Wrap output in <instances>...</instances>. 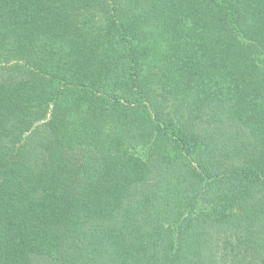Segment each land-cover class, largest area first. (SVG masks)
<instances>
[{"label": "trees", "instance_id": "obj_1", "mask_svg": "<svg viewBox=\"0 0 264 264\" xmlns=\"http://www.w3.org/2000/svg\"><path fill=\"white\" fill-rule=\"evenodd\" d=\"M0 264H264V0H0Z\"/></svg>", "mask_w": 264, "mask_h": 264}]
</instances>
